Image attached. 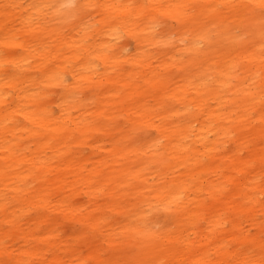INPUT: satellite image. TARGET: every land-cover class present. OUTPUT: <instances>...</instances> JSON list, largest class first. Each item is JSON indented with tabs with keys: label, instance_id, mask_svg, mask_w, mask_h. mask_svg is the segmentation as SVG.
<instances>
[{
	"label": "bare ground",
	"instance_id": "obj_1",
	"mask_svg": "<svg viewBox=\"0 0 264 264\" xmlns=\"http://www.w3.org/2000/svg\"><path fill=\"white\" fill-rule=\"evenodd\" d=\"M0 264H264V0H0Z\"/></svg>",
	"mask_w": 264,
	"mask_h": 264
},
{
	"label": "rangeland",
	"instance_id": "obj_2",
	"mask_svg": "<svg viewBox=\"0 0 264 264\" xmlns=\"http://www.w3.org/2000/svg\"><path fill=\"white\" fill-rule=\"evenodd\" d=\"M167 21V25L169 26V27H171V28H175L176 26H177V23L175 22V21H172V20H170V19H167L166 20ZM17 23H19L18 21H15L13 24H14V26L16 27L17 26ZM122 43H123V50H122V54H125V53H127V52H131L134 48H133V46H134V42H133V40L132 39H130V38H123L122 39ZM15 52L17 53V54H21V52H22V49H21V47H17V50H15ZM98 67H100V69H102V65L101 64H99V66ZM124 68L125 69H128L129 68V64H125L124 65ZM68 76V75H67ZM68 79L70 80V77L68 76ZM93 93H96L97 92V90L96 89H92L91 90ZM58 90H53L47 97H46V99H47V101H51L50 103L53 105V104H55V101H54V99L55 98H57V96H58ZM54 109H56V108H54ZM83 151H88V149H87V147H84V150Z\"/></svg>",
	"mask_w": 264,
	"mask_h": 264
}]
</instances>
